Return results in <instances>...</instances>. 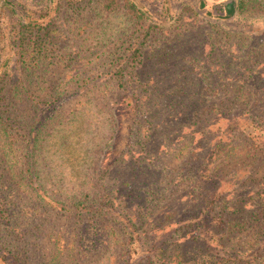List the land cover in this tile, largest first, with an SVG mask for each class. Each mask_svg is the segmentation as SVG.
I'll list each match as a JSON object with an SVG mask.
<instances>
[{"label":"rangeland","instance_id":"rangeland-1","mask_svg":"<svg viewBox=\"0 0 264 264\" xmlns=\"http://www.w3.org/2000/svg\"><path fill=\"white\" fill-rule=\"evenodd\" d=\"M130 1L142 23L125 11L105 10L101 0H0V116L14 131L7 150L0 140V193L14 228L23 231L18 237L4 231L0 243L24 264H125L131 248L133 264H179L177 246L191 257L213 236L234 257L264 256V0H247L244 10L241 0ZM186 77L206 79L179 90L177 80ZM14 84L19 96L9 105L2 98ZM242 85L258 95L256 103L227 102L232 114L209 116L208 129L201 122L193 141L200 151L184 161L181 138L201 109L190 91L227 100ZM162 92L179 100L178 118L186 113L181 123L156 113L157 103L168 104ZM140 101L143 110L136 107ZM153 112L157 133L147 138L153 129L144 121ZM105 113L115 120L107 147ZM230 115L238 120L223 119ZM33 124L44 127L35 151L28 140ZM137 125L146 127L143 151ZM217 143L231 152L229 159H211L210 145ZM93 161L112 208L96 215L65 198L48 204L39 198L55 172L76 182ZM213 163L219 165L214 174ZM34 175L39 179L32 183ZM206 198L213 202L205 208ZM158 253L168 260L158 262ZM7 254L0 250V264H11Z\"/></svg>","mask_w":264,"mask_h":264},{"label":"trees","instance_id":"trees-1","mask_svg":"<svg viewBox=\"0 0 264 264\" xmlns=\"http://www.w3.org/2000/svg\"><path fill=\"white\" fill-rule=\"evenodd\" d=\"M100 5L107 11H113V10L125 11V14L127 15L128 18H130L131 20H135L134 24H137V22L139 21L142 23V20L145 18L144 15L140 12V10H138L137 7L130 0H101ZM247 5H248L247 0L240 1V8L242 10H244L247 7ZM28 33H31V32H28ZM21 45H25L24 40L21 42ZM137 52H141V50L140 51L138 50ZM22 56L26 57V52H24ZM190 60H191L190 57H185L182 59V61L188 65L190 64L189 63ZM28 65L31 66L29 62H28ZM183 74H185V72H183ZM191 79H192L191 77H186V78H181L177 80L178 89L181 90L182 88L183 89L186 88L187 90H189L190 82L191 84H195L198 86L200 83H204L205 82L204 79L206 78L201 79V82H197V83H194V81L193 80L191 81ZM145 86H148V85H145ZM17 87L18 85L14 84L12 86L13 88L12 91L10 90L7 94H5L4 97L2 98V101L4 102L8 101L9 105H13L14 100L17 98V96H19V94L16 92ZM197 88L202 89V87H197ZM223 90L225 89H222V91ZM245 92H248V91L244 90V85L240 87L238 86L237 93H232V94L230 93L229 95H227V100L220 99L218 101H213L209 95L204 93V91H201V92L190 91V94H188L190 96V99L194 102H197L200 105L201 109H200V112L199 110L196 111L197 112L196 115H192L190 118V123L188 124V128L191 131H189V135H183V137L181 138L182 143L185 144L184 149L180 150L181 152L185 151V155L181 157L182 159H184V161L186 160V157H188L187 161L189 160L191 161L192 158L195 159L194 157L195 154L192 152L200 151V147H199V151L196 148H194L193 141L195 139V135L197 136V134L203 131L202 127L198 129L199 125H201L205 121V128L208 129L210 127L209 125L207 126L208 124L207 121L209 120L207 118L209 116H217L218 114L226 115L228 113L232 114V111L230 110L226 111L225 106H230L226 104L227 102H230L231 104V102H235L237 100H242V99L244 100V98H246L248 99V102H245L244 103L245 105H252L256 103V99L258 95H256V93L255 92L253 93L252 91L248 92L247 95H244ZM187 93L188 92L186 91V94ZM173 94L174 96H179L178 95L179 93H173ZM148 97H146V99H148ZM161 97L165 98L168 104L166 105L164 103L160 105L159 103H157L155 107V111L157 114L159 113L161 109L162 114L165 113L167 117H171L170 119H173L172 120L173 125H177L181 123L182 122L181 119H186V113H184L181 119L178 118V116L182 114V112L180 111L181 109L180 103L178 102L179 100L177 99L170 100L169 97L163 92L161 93ZM136 107L138 108V110H143L145 105L144 103L141 104V101H140V103L139 102L136 103ZM157 117L158 115H154V112H153V117L151 116V119H148V120L146 119L144 121V122H148L149 125L153 129V131L149 134V136H147V138L154 137L153 135L157 133V131L155 132V130L157 129L156 126L158 124L156 121ZM231 117L232 118L227 116L226 118H223V119L228 120V121H235V119L238 120L237 119L238 117L236 115L231 116ZM262 117L263 115L260 116V118ZM113 118H114L113 113H110V114L105 113L104 118H103V122L105 123V129L107 130V133L104 134V139L102 142L104 143L106 147L109 146L110 142L113 140V136L109 135L110 128L112 127L113 124H115V120ZM46 120H49V118ZM248 120L249 119H245L246 122H248ZM7 121L9 120H5L3 116H0V140L2 141V148L6 150L8 149V146L11 147L12 145L10 141H8V138L13 136L11 135L12 130L10 129L12 124L7 123ZM136 123H139V122H136ZM35 125L37 124H33V127L30 129V133H29L30 135H28L29 137L26 135L28 137V140L30 138L29 144L30 146L33 147L34 151L38 149L39 141L43 140L42 133L44 129L42 125H41V128L36 127ZM142 125H145V124H142ZM145 128L146 127H138L137 125V129H135V134L137 133V136H135V138H139V141L137 142V144L141 146V151H143L146 148L145 145L147 144L146 138H145L146 134H143V131ZM18 130H22V129H18ZM13 132L14 131H12V133ZM212 142L213 141H211L210 144H213ZM221 143H217L216 145H210L212 147L211 159H214V158L218 159L220 157L223 158L224 161L229 159L231 152L225 151L224 150L225 147L223 146L224 143L223 144ZM255 147L257 146L256 145L252 146L250 148V151L255 149ZM188 150L191 151V153H188L187 152ZM52 162H54L53 159H52ZM94 164H95V161L86 162V165L83 168V172L81 174L82 176H80L76 180V182H72V180L67 179V177L61 170L55 172L56 174L53 177V181H50L48 184L50 185V187L48 188L42 187L40 192L38 193V194H41L39 198L43 200L44 202L46 201L47 204L51 202L59 203L60 201H62L63 203H66L65 200H68V202L69 203L71 202L74 207H77L78 209H80L86 206L90 208V213L94 212V214L96 215L99 212L100 213L103 212L105 208H109V207L112 208L114 205L112 202V195L110 193L111 191L109 190L108 187H105L106 186L105 184L101 182L102 179L97 177V172H96L97 168L94 166ZM53 167L54 166H52V168ZM218 167L219 165H214L213 168L209 169V172H213L214 174L218 170ZM195 171L198 175L200 174V172H203V171H200L199 169H196ZM37 179H39V176L34 175L31 182L34 183ZM2 195L3 194L0 193V240L3 238V235L6 234L4 233V231H6L7 233L10 232L12 233V236H16V237H18V235H22L23 233V231H19L18 229L14 228L13 226V221L15 220V217H13L14 213L11 212L12 209L10 205L8 204L5 205V198L4 196L2 197ZM59 196L61 197L59 198ZM157 196L159 195H156V197ZM62 198H65V200ZM145 199L148 201L147 198ZM212 199H214V195L212 196L211 200ZM208 200H209L208 198L203 200V202H205L203 204V207L206 208L212 204L213 201L208 202ZM149 207L153 209L154 206L151 203ZM206 212H209V210H207ZM222 214H224V211H221V213L219 214L220 215L219 217H221ZM227 216H228V213H227ZM162 218L165 221L168 220V218L166 217H162ZM212 224H213L212 230L215 232V234L218 233L219 226L216 227L217 222L214 219L212 220ZM227 232L228 230L224 231V233H227ZM215 238L216 237L213 236V241H211L210 238L208 239L206 238V243L204 244V247H198V249H194V251L196 252L191 257L188 255L187 252H185L184 254L179 251V247L181 248L182 245L177 246V249H176L178 250V254L176 255L177 263L179 262V264H264V256L262 253H261L260 258H257L252 255V256H248L247 259L243 260L241 258H237L238 256L234 257L228 254L227 251H225L222 247H220V245L218 244L219 241H217V239ZM215 241H217V246H215L213 243ZM0 244L2 246L0 247V250H2L3 253L8 252L7 257L8 259L11 260V264H24L23 259L21 258V255L19 253L15 252V250L5 245L6 243H0ZM139 244L140 246H142L141 243ZM93 248H95L96 250H102L103 247L99 243L94 242ZM134 250H135L134 248L130 249L129 255L125 257L127 259L125 264L134 263L133 255L136 254ZM106 255H107L106 253L102 254L101 257L99 256L98 260L105 258ZM220 255H222V257ZM153 258H157L158 262H164V263L165 261L168 260L167 259L168 256L164 253H158ZM195 258H198V260H196ZM138 264H141V263H138Z\"/></svg>","mask_w":264,"mask_h":264},{"label":"flooded vegetation","instance_id":"flooded-vegetation-1","mask_svg":"<svg viewBox=\"0 0 264 264\" xmlns=\"http://www.w3.org/2000/svg\"><path fill=\"white\" fill-rule=\"evenodd\" d=\"M227 7L225 8V11H226V15H228V16H230L232 13H233V11H234V9H233V7H232V5L231 4H229L228 3V5H226Z\"/></svg>","mask_w":264,"mask_h":264}]
</instances>
